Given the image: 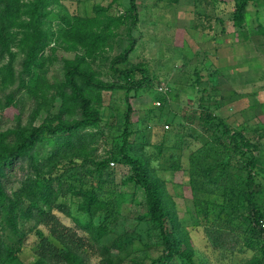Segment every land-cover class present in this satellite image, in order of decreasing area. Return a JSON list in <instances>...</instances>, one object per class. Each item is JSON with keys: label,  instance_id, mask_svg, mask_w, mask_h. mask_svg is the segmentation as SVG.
<instances>
[{"label": "rangeland", "instance_id": "obj_1", "mask_svg": "<svg viewBox=\"0 0 264 264\" xmlns=\"http://www.w3.org/2000/svg\"><path fill=\"white\" fill-rule=\"evenodd\" d=\"M138 4L136 43L126 66L145 67L150 82L131 97L127 152L145 162L160 181L175 242L193 250L195 264H252L254 257L261 259L259 241L264 235L256 233L261 237H254V246L246 244V232L259 230L247 200L251 179L245 162L251 157L234 146L225 149L219 121L243 130L259 147L261 164L253 176L264 201V34L255 29V8L250 6L246 31L238 35L240 29L231 17L234 0H138ZM46 11L42 28L49 34V44L43 64L18 104L0 114V136L10 128L57 122L63 107L70 109L61 95L66 59H81L102 80H122L112 61L131 40L129 0H48ZM69 21L75 23L72 28ZM15 50L18 73L24 50ZM1 83L0 77V100ZM101 94L95 103L104 118L103 133L89 145L88 154H94L71 163L70 157L60 172L68 169L67 176L76 174L78 183L97 182L101 177L93 163L110 157V174L103 181L107 193L114 191L120 212L109 218L111 230L102 242L94 241L80 225L84 215L77 199L70 196L68 211L55 213L87 242L85 264H151L165 252V243L158 228L148 222L144 192L128 181L132 168L121 154L126 91ZM209 113L217 119L208 120ZM73 116L70 110L65 113ZM40 228L50 235L45 226ZM39 241L38 231L30 233L18 254L19 264H53L38 254ZM170 264L185 263L177 256Z\"/></svg>", "mask_w": 264, "mask_h": 264}, {"label": "trees", "instance_id": "obj_2", "mask_svg": "<svg viewBox=\"0 0 264 264\" xmlns=\"http://www.w3.org/2000/svg\"><path fill=\"white\" fill-rule=\"evenodd\" d=\"M261 1L234 0L231 17L233 24L240 29L237 34L243 35L246 31L245 25L251 14L250 6L258 7ZM129 4L132 15L129 30L131 40L112 61L122 80H102L81 59H66V81L61 95L70 109L63 107L57 115V122L45 120L30 129L21 126L10 128L5 136H0V226L4 228V233L0 234V264H19L18 254L24 247L26 238L34 231L40 233L37 251L41 258L53 264H85L83 248L87 242L76 229L65 224L55 213V210L68 211L66 199L70 196L73 201L78 200V210L84 215V220L79 219V223L94 241L102 242L110 233L109 218L114 217L121 209L114 199V191L107 193L103 181L107 179L106 173L110 174L108 168L112 167L111 158L104 157L93 163L101 178L90 184L82 181L78 183L76 174L67 176L68 169L61 172L60 169L70 157L68 161L71 163L76 162L78 157L86 159L94 154H88L89 145L92 139L103 133L104 121L95 100L102 97L101 92L116 89L126 91L127 107L124 113V144L121 154L132 168L128 181H133L143 190L148 206V222L158 228L165 243V252L153 259L151 264H170L177 256L185 264H195L193 250L181 249L175 242L160 181L151 175L145 162L131 156L126 149L133 124L131 97L150 82L149 71L145 67L140 64L126 66L135 48L136 37L133 30L139 21L138 0H129ZM46 10L48 0H0V77L4 90V97L0 100V114L17 105L23 89H28L38 77L37 68L43 64L42 56L49 44V34L42 28L48 13ZM69 24L72 28L75 23L69 21ZM255 29L264 34L262 23L259 22ZM100 36L98 34L96 38ZM15 47L24 50L18 73L15 68ZM9 85L14 86L7 92L5 90ZM69 110L76 116L65 117ZM207 118L214 121L217 116L209 113ZM219 124L224 127L220 136L225 140V149L234 146V149H239L244 154L250 153L251 158L245 162L251 179L247 200L254 210L259 229L251 235L246 232V244L252 247L255 244L254 237H261H256V233L262 232L264 235V230L260 227V222L264 219L261 204L263 193L258 185L255 187L253 176V170L257 171V166L261 164L259 147L243 130H232L223 120ZM98 217L103 218L96 223ZM42 225L51 236L40 228ZM259 242L262 256L261 259L254 257L250 262L252 264L264 263V240Z\"/></svg>", "mask_w": 264, "mask_h": 264}, {"label": "crops", "instance_id": "obj_3", "mask_svg": "<svg viewBox=\"0 0 264 264\" xmlns=\"http://www.w3.org/2000/svg\"><path fill=\"white\" fill-rule=\"evenodd\" d=\"M254 8H255V12H256V16H255L256 17V21H258L257 25H258L259 22L264 25V0L261 1V5L260 6H258V7L254 6ZM257 9L259 11H256ZM239 39L240 38H238V41H239ZM261 204H262V206H264V203H261Z\"/></svg>", "mask_w": 264, "mask_h": 264}, {"label": "built area", "instance_id": "obj_4", "mask_svg": "<svg viewBox=\"0 0 264 264\" xmlns=\"http://www.w3.org/2000/svg\"><path fill=\"white\" fill-rule=\"evenodd\" d=\"M160 103V102H159ZM112 164H114V162H112ZM260 227L264 230V219L261 220L260 222Z\"/></svg>", "mask_w": 264, "mask_h": 264}]
</instances>
